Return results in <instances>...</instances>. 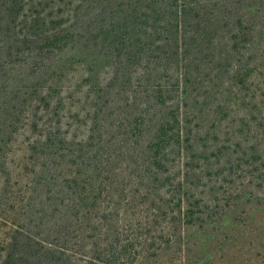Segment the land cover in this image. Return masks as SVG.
I'll use <instances>...</instances> for the list:
<instances>
[{"label":"trees","instance_id":"1","mask_svg":"<svg viewBox=\"0 0 264 264\" xmlns=\"http://www.w3.org/2000/svg\"><path fill=\"white\" fill-rule=\"evenodd\" d=\"M262 202L264 0H0V264H199Z\"/></svg>","mask_w":264,"mask_h":264},{"label":"rangeland","instance_id":"2","mask_svg":"<svg viewBox=\"0 0 264 264\" xmlns=\"http://www.w3.org/2000/svg\"><path fill=\"white\" fill-rule=\"evenodd\" d=\"M249 209L244 224L225 217L210 228V240L203 233L197 237L199 264H264V202L252 203Z\"/></svg>","mask_w":264,"mask_h":264}]
</instances>
